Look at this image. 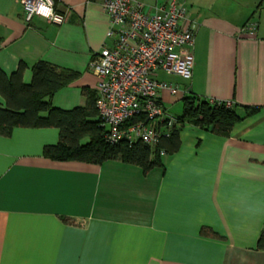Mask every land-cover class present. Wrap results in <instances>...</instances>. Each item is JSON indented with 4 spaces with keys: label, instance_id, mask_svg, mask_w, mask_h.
I'll use <instances>...</instances> for the list:
<instances>
[{
    "label": "crops",
    "instance_id": "crops-1",
    "mask_svg": "<svg viewBox=\"0 0 264 264\" xmlns=\"http://www.w3.org/2000/svg\"><path fill=\"white\" fill-rule=\"evenodd\" d=\"M174 1L197 29L191 79L158 75L177 88L160 90L165 112L178 115L189 93L258 111L228 137L185 124L178 151L147 173L47 158L56 128L0 136V264H264V0ZM54 2L65 21L26 24L20 0H0V70L23 63L26 84L39 61L77 73L51 100L68 111L97 95L89 63L112 40L102 0ZM247 22L253 37L239 34Z\"/></svg>",
    "mask_w": 264,
    "mask_h": 264
},
{
    "label": "built area",
    "instance_id": "built-area-1",
    "mask_svg": "<svg viewBox=\"0 0 264 264\" xmlns=\"http://www.w3.org/2000/svg\"><path fill=\"white\" fill-rule=\"evenodd\" d=\"M20 4L26 24L34 18L57 24L66 20L54 0H20ZM101 8L109 20L107 38L112 45L103 47L89 63L98 78L99 128L109 144L140 141L153 146L160 135L168 136L175 122L164 110L160 90L174 94L177 88L159 81L158 75L191 79L197 27L174 0L152 6L139 0H102ZM256 30V23L247 22L239 34L253 37Z\"/></svg>",
    "mask_w": 264,
    "mask_h": 264
},
{
    "label": "trees",
    "instance_id": "trees-1",
    "mask_svg": "<svg viewBox=\"0 0 264 264\" xmlns=\"http://www.w3.org/2000/svg\"><path fill=\"white\" fill-rule=\"evenodd\" d=\"M25 69L26 66L20 63L9 76L0 70V136H9L17 127L56 128L59 130L58 143L43 149L45 157L56 161L102 164L120 160L147 173L163 167L161 154L170 155L178 151L179 132L185 124L228 137L235 124L258 111V108L244 106L245 115L240 116L238 106H227L223 101H210L189 93L181 100V113L171 115L175 122L168 136L160 135L153 146L140 141L113 145L104 140L103 131L99 128L101 119L95 107L94 93L86 97L84 105L72 110L53 107V95L75 80L77 73L39 61L31 68V81L26 84L23 82ZM257 247L264 248V231Z\"/></svg>",
    "mask_w": 264,
    "mask_h": 264
},
{
    "label": "rangeland",
    "instance_id": "rangeland-1",
    "mask_svg": "<svg viewBox=\"0 0 264 264\" xmlns=\"http://www.w3.org/2000/svg\"><path fill=\"white\" fill-rule=\"evenodd\" d=\"M161 75V74H160ZM163 75H161L160 77H162ZM165 77V76H164ZM159 79V78H158ZM162 80V79H161ZM180 110H178L180 113H181V110H182V102H180ZM176 112L175 114H178L179 115V112Z\"/></svg>",
    "mask_w": 264,
    "mask_h": 264
},
{
    "label": "clouds",
    "instance_id": "clouds-1",
    "mask_svg": "<svg viewBox=\"0 0 264 264\" xmlns=\"http://www.w3.org/2000/svg\"><path fill=\"white\" fill-rule=\"evenodd\" d=\"M53 19H54V20H57V21L59 20V18H58V17H53Z\"/></svg>",
    "mask_w": 264,
    "mask_h": 264
}]
</instances>
